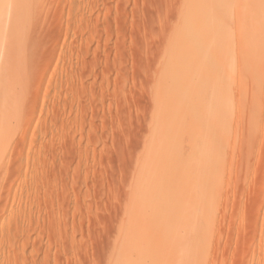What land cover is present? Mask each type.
<instances>
[{
	"label": "rangeland",
	"instance_id": "374dc122",
	"mask_svg": "<svg viewBox=\"0 0 264 264\" xmlns=\"http://www.w3.org/2000/svg\"><path fill=\"white\" fill-rule=\"evenodd\" d=\"M0 20V264H264V0Z\"/></svg>",
	"mask_w": 264,
	"mask_h": 264
},
{
	"label": "bare ground",
	"instance_id": "6f19581e",
	"mask_svg": "<svg viewBox=\"0 0 264 264\" xmlns=\"http://www.w3.org/2000/svg\"><path fill=\"white\" fill-rule=\"evenodd\" d=\"M0 21H1V20H0ZM17 23H18V22H17ZM1 34H2V33H1ZM3 36H4V35H3ZM3 38H4V37H3ZM1 39H2V38H1ZM1 39H0V40H1ZM2 40H3V39H2ZM12 40H13V39H12ZM2 42H3V41L0 42V43H1L0 45H2ZM15 42H16V41H15ZM0 47H1V46H0ZM4 66H5V65H4ZM0 90H1V89H0ZM3 105H4V104H3ZM0 107H1V106H0ZM7 113H8V112L5 113V117H8V114H9V113H8V114H7ZM2 116H4V113H3ZM1 122H2V120H1ZM4 123H5V122H4ZM1 133H2V132H1ZM1 135H2V134H1ZM190 173H191V172H190ZM185 174H186V173H185ZM187 175H188V171H187ZM184 176H186V175H184ZM189 177H193V176L190 174ZM187 178H188V177H187ZM191 179L194 180L193 178H191ZM174 180H175V179H174ZM190 182H191V181H190ZM177 188H178V187H177ZM175 192H176V191H175ZM179 193H180V192H179ZM170 194H171V192H170ZM177 194H178V193H177ZM172 198H173V197H172ZM174 198H175V197H174Z\"/></svg>",
	"mask_w": 264,
	"mask_h": 264
}]
</instances>
